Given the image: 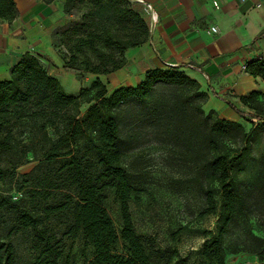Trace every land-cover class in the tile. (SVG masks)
I'll use <instances>...</instances> for the list:
<instances>
[{
  "label": "trees",
  "instance_id": "trees-1",
  "mask_svg": "<svg viewBox=\"0 0 264 264\" xmlns=\"http://www.w3.org/2000/svg\"><path fill=\"white\" fill-rule=\"evenodd\" d=\"M42 1L51 5L55 0ZM65 5V14L78 16L83 26L68 55L61 57L68 69L94 75L114 73L125 68L129 49L149 39L150 20L129 0H66ZM17 16L14 0H0V21L12 24ZM246 71L264 81V59L248 63ZM160 89H170L173 96L157 98ZM263 96L255 91L240 97L241 104L252 111L248 115L232 102L227 104L245 120L264 122ZM208 98L198 81L176 69H153L140 86L123 87L112 94L100 80L78 95L69 94L40 59L25 55L13 68L11 79L0 81V226L12 215V232L32 233L31 264H229L238 261L241 252L264 261V238L254 235L252 246L237 249L229 257L225 243L229 225L247 204L235 173L251 157L255 136L244 133L239 122L219 116L220 124L242 130L245 146L233 154L222 151L215 137L224 138L228 132L217 127L211 130L203 169L208 181L202 184V192L205 213L218 215L223 224L217 233L206 232L200 258L191 263L177 249L167 255L152 252L135 227L131 202L137 190L124 164L123 147L135 136L125 135L122 114L135 107L140 115L148 111L165 120L178 109L189 112L196 100H200L197 109L204 113ZM84 105L90 107L82 116ZM257 129L264 130V123ZM30 157L65 162L55 177L28 192V203L23 201L28 205H24L15 197L13 184L18 169ZM54 189L62 191V199L50 203ZM249 190L264 193V175L254 179ZM111 196L119 205L118 224L107 209ZM51 221L64 227L61 236ZM78 242L81 246L76 247ZM15 250L10 237L0 235V264H14Z\"/></svg>",
  "mask_w": 264,
  "mask_h": 264
},
{
  "label": "rangeland",
  "instance_id": "rangeland-1",
  "mask_svg": "<svg viewBox=\"0 0 264 264\" xmlns=\"http://www.w3.org/2000/svg\"><path fill=\"white\" fill-rule=\"evenodd\" d=\"M81 22L78 16H70L66 24L55 30V48L61 57L68 55L72 40L80 35L79 30L83 29ZM42 63L48 69L46 61ZM77 75L79 79L82 76L81 73ZM74 83L77 86L78 82ZM61 84L67 93L76 95L70 82ZM170 96H173L170 89H160L156 94L161 99H170ZM199 103L200 100H196L189 112L178 109L173 117L165 120L154 118L148 111L140 115L135 107L128 108L120 119L125 135L135 136L129 146H123L124 164L137 190L131 202L135 227L152 252L167 255L177 249L191 263L200 258V251L208 236L206 232L217 233L223 224L218 215L205 213L206 198L202 192V184L208 181L203 169L208 160L207 141L213 137L211 130L217 127L228 132L224 138L215 137L222 151L233 154L236 149L245 146L240 128L219 123L217 111L211 108L210 95L203 107L204 113L197 109ZM89 107L82 106V116ZM239 123L244 133L255 136V141L252 143L251 157L235 173V178L244 188L247 204L239 217L229 225L225 242L229 257L237 249L252 246V235L264 238V193L261 190L251 193L249 190L251 182L264 175V130L257 129V125L264 122L246 118ZM30 158L29 163L18 169L13 184L15 197H19L18 202L24 205H28V192L41 182L55 177L56 171L65 162ZM52 192L54 196L49 202H60L62 191L54 189ZM107 209L118 224L119 205L112 196L108 199ZM12 220V215L6 216L5 225L0 226V235L9 236L14 244V264H31L34 259L33 235L30 232H12ZM50 226L58 236L64 232V227L57 221H51ZM78 246H81V242L76 243ZM249 256L254 255L241 252L237 258L241 260ZM261 262L264 264V261Z\"/></svg>",
  "mask_w": 264,
  "mask_h": 264
},
{
  "label": "crops",
  "instance_id": "crops-1",
  "mask_svg": "<svg viewBox=\"0 0 264 264\" xmlns=\"http://www.w3.org/2000/svg\"><path fill=\"white\" fill-rule=\"evenodd\" d=\"M14 1L16 20L0 21V81L11 79L25 55L37 54L46 61L48 73L63 85L70 82L76 95L97 80L112 94L140 86L153 69H176L202 85L219 118L233 122L243 118L227 102L248 115L252 111L240 97L255 91L264 95V81L244 69L253 60L264 59V0H129L142 12L143 3L151 4L158 20L150 22L148 41L125 53V68L108 75L68 69L58 54L54 32L70 19L64 12L66 0L51 5L42 0ZM229 264L262 262L249 256Z\"/></svg>",
  "mask_w": 264,
  "mask_h": 264
},
{
  "label": "built area",
  "instance_id": "built-area-1",
  "mask_svg": "<svg viewBox=\"0 0 264 264\" xmlns=\"http://www.w3.org/2000/svg\"><path fill=\"white\" fill-rule=\"evenodd\" d=\"M143 12L146 16L150 18L151 24H156L158 20L157 13L153 6L149 3H143ZM214 32H217L216 28H213ZM33 56L37 57L41 61H44L42 57L38 56L37 54H32ZM245 70H247V65L244 67Z\"/></svg>",
  "mask_w": 264,
  "mask_h": 264
}]
</instances>
